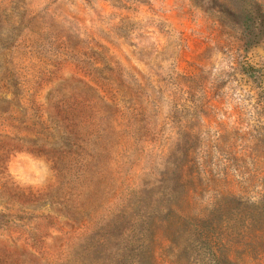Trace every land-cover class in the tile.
Here are the masks:
<instances>
[{
	"label": "rangeland",
	"instance_id": "1",
	"mask_svg": "<svg viewBox=\"0 0 264 264\" xmlns=\"http://www.w3.org/2000/svg\"><path fill=\"white\" fill-rule=\"evenodd\" d=\"M0 264H264V0H0Z\"/></svg>",
	"mask_w": 264,
	"mask_h": 264
}]
</instances>
